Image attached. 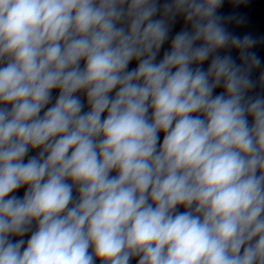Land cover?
Returning <instances> with one entry per match:
<instances>
[{
    "label": "clouds",
    "instance_id": "1",
    "mask_svg": "<svg viewBox=\"0 0 264 264\" xmlns=\"http://www.w3.org/2000/svg\"><path fill=\"white\" fill-rule=\"evenodd\" d=\"M223 5L0 0V264H264V37Z\"/></svg>",
    "mask_w": 264,
    "mask_h": 264
}]
</instances>
